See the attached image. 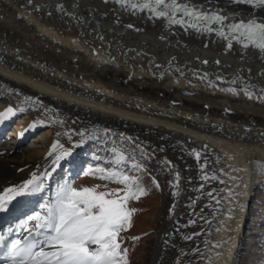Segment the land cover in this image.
<instances>
[{"label": "bare ground", "instance_id": "1", "mask_svg": "<svg viewBox=\"0 0 264 264\" xmlns=\"http://www.w3.org/2000/svg\"><path fill=\"white\" fill-rule=\"evenodd\" d=\"M179 1L264 23L244 1ZM221 32L109 0H0V196L33 180L3 212L44 200L16 229L36 226L85 154L134 159L162 196L129 264H236L244 237V264H264V49Z\"/></svg>", "mask_w": 264, "mask_h": 264}, {"label": "snow or ice", "instance_id": "2", "mask_svg": "<svg viewBox=\"0 0 264 264\" xmlns=\"http://www.w3.org/2000/svg\"><path fill=\"white\" fill-rule=\"evenodd\" d=\"M117 2L124 3L125 0ZM244 2L264 5V0ZM131 7L148 9L157 17H169V13L174 17L177 12H182L196 20L224 19L219 15L189 10L186 5L182 6L176 0H144V3L132 4ZM171 23L183 21L173 18ZM229 27L236 31L243 29L240 31L242 37L264 49V23L241 22ZM12 112L13 109L9 108L4 115ZM53 147L55 148V145ZM59 159L60 157H57V160ZM100 171L103 173V170ZM98 178L122 184L127 190L121 195V189L97 191L99 186L81 189L62 187L55 202L46 206V215L37 213L34 218L38 221L36 228L48 232L49 235L43 242L30 241L23 246L13 243L12 253L8 258L11 264H129L127 249L122 248L120 243V233L131 226V217L136 211L127 207L128 201L138 200L145 192L132 178L119 172H108ZM32 184L33 180H29L18 188L6 189L5 195L0 196V212L7 211V205L31 190L29 186Z\"/></svg>", "mask_w": 264, "mask_h": 264}, {"label": "rangeland", "instance_id": "3", "mask_svg": "<svg viewBox=\"0 0 264 264\" xmlns=\"http://www.w3.org/2000/svg\"><path fill=\"white\" fill-rule=\"evenodd\" d=\"M252 106L253 105H251V107ZM17 122L18 120L14 118L10 122H8V125L11 124V126L7 128V132L4 134L5 135L4 137H6L5 139H7L8 142L13 141V138L9 134V131L14 129ZM4 137L3 135H1L2 139ZM31 140L32 137L29 138L27 142H30ZM82 150L76 151L74 153V156L78 157L79 153L82 152ZM128 161L129 162L127 166L125 165L114 166L112 164H109L108 168L102 167L101 165L99 166L92 165L91 167L85 168L83 171L81 170L75 176L76 182L72 187L76 189H81L83 187L99 186L97 188V191H109V190L121 189V195H123V192L127 190L124 185L110 180L98 178L101 174H106L108 172L115 171L123 175L129 176L139 185L140 188L144 190L145 194L140 196L138 200L130 199L128 201L127 207L129 209H135L136 211L131 217V226L127 227L125 231L120 233L121 246L122 248L127 249V259L129 262H132L135 260V257L143 251V248L147 243L148 237L153 234V228L155 227L154 222L156 216V215L154 216V213H157L159 211L162 189L157 177L149 169H147L142 163L134 159ZM100 170H103V173H101ZM260 196L264 200V193L260 194ZM257 207H258L257 208L258 211L254 213L252 216V220L257 221V224L255 225L252 234L254 233V237H255L254 242L260 243L261 239L259 240L258 235L264 231V203H262V205ZM134 238H138V239H134ZM251 239L252 237L242 238L241 244L239 245L240 252L238 254L236 264H244V262L246 261V250L248 245L250 244Z\"/></svg>", "mask_w": 264, "mask_h": 264}]
</instances>
